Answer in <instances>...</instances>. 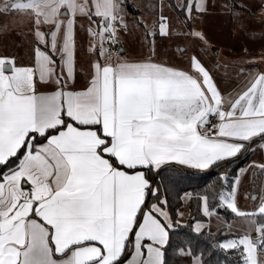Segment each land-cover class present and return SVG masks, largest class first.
Here are the masks:
<instances>
[{"label": "snow or ice", "instance_id": "6c2138e0", "mask_svg": "<svg viewBox=\"0 0 264 264\" xmlns=\"http://www.w3.org/2000/svg\"><path fill=\"white\" fill-rule=\"evenodd\" d=\"M168 6L201 46L207 37L195 25L214 9L256 40L249 0ZM163 7L151 25L137 21L147 51L132 58L120 46L123 0L0 4V15L32 23L26 56L0 55V264H264V195L242 209L244 170L232 168L264 148V69L229 90L195 52L187 65L162 60L169 53L155 40L174 34ZM258 7L264 24V0ZM77 31L87 42L83 83ZM255 167L264 176V163ZM202 173L215 182L195 194L181 187ZM173 195L208 219L182 223ZM221 210L242 230L214 231Z\"/></svg>", "mask_w": 264, "mask_h": 264}, {"label": "rangeland", "instance_id": "374dc122", "mask_svg": "<svg viewBox=\"0 0 264 264\" xmlns=\"http://www.w3.org/2000/svg\"><path fill=\"white\" fill-rule=\"evenodd\" d=\"M129 2H132V0H128ZM134 3L133 6L135 7L137 13H138V8L142 7L141 10L139 8V13L141 12L142 17L141 21L146 22L148 25H151L158 16V11L156 10V7L154 5L152 7H147L148 10L146 11L143 7L145 6V0H133ZM145 1V2H144ZM177 5L183 3V0H175ZM157 5V0H154ZM3 3V0H0V4ZM124 4V2H123ZM158 6V5H157ZM127 11H124L125 19L128 20L131 18L130 15L126 13ZM175 12V17L178 16L177 11ZM139 13L137 15H139ZM134 15V16H137ZM169 15L170 12H169ZM14 17V19H13ZM181 18L182 23H174L172 20V25H173V37L172 39H162L160 37H157L155 40V44L158 49L167 51L169 55L167 56H161L162 60H169L170 62H177V61H182L183 65L187 64L188 57L191 56L194 52L199 54L200 58L201 55L200 53L203 52L205 49L209 51L210 45L207 43V45L201 46L199 42H194L192 38L183 36L181 34V29L183 27V17L178 16ZM7 18L6 21H3V25H1V19ZM19 18L20 23L19 27L17 28L16 24V19ZM11 19H13L11 21ZM211 20V19H210ZM209 18H205L204 22L201 24H196L195 27L197 30L202 31L204 30L205 33L209 32H222L225 34L227 31L229 39L227 40V44L230 46L235 45V39L232 37V33L235 35L236 30L232 28V25H229V30L225 29L226 25H218L214 21H210ZM178 21V20H177ZM132 24H134L132 22ZM0 26H4V28H7L8 31H0V52H4L6 54H10L12 52H15L18 57L20 56H26V54L22 55L21 53H26L28 51V42L32 39V35L30 32L32 23H31V18L27 14H11V15H0ZM254 27V26H253ZM256 28V27H255ZM1 29V28H0ZM203 32V31H202ZM240 33V32H239ZM222 34V36L224 35ZM242 34V33H241ZM226 36V35H225ZM208 41V40H207ZM147 42L145 41V44H142L141 50L147 51L146 47ZM179 48H186L187 52L186 54H181L179 52ZM234 48H236L234 46ZM24 51V52H23ZM142 51H133L132 55H135L136 57L140 56ZM243 67H239L237 69V72L234 71L233 69H228L226 72L230 74L231 76L234 75L233 77V83L235 87H240L244 84V80L247 77V75H240L241 70H243ZM251 154L248 156L247 161L245 165L241 168L244 171L240 172L241 178H242V183H241V188L240 191L246 192V196H241L239 198V206L244 209H252L255 207V204L253 202L252 197L253 196H260L264 195V190H262L261 185H264V176H260V169L258 167H255V165H259L261 163H264V148H262L259 144L255 145L253 150L250 151ZM248 152L244 153L241 155L244 157ZM258 203V201L256 202ZM179 212L184 213V217L182 220V223H185L189 221L190 219V205L186 204L182 201V206L179 209ZM208 218L201 219V220H207ZM212 229L215 231L217 229H226L228 228V225H232V231L237 232L242 230V222L240 221L239 218H236L232 215V217H227L223 213H219V218L216 216H213L210 221Z\"/></svg>", "mask_w": 264, "mask_h": 264}, {"label": "crops", "instance_id": "0c3cea01", "mask_svg": "<svg viewBox=\"0 0 264 264\" xmlns=\"http://www.w3.org/2000/svg\"><path fill=\"white\" fill-rule=\"evenodd\" d=\"M125 0H123L124 2ZM146 1V2H145ZM145 7L144 9L147 11V7H156V10L159 13V5L163 4L164 7L162 11L165 15L172 18L174 23H182V19L178 16L175 17V12L172 8H170L168 5L169 3H176L175 0H157V5L154 0H145ZM191 2L196 3L198 0H191ZM218 3H225L226 0H217ZM262 0H249V3L252 5L253 10L256 11L257 16L252 17V25L255 28V33L253 35L256 36V40L253 42L251 41L247 36H245L244 33L236 30V34L234 35L232 33L233 39H235V47L230 46L227 44V40L229 39L227 31L224 33L222 32H209L208 34L203 31V33L206 35L208 43L210 45L209 51L205 49L203 52L200 53L201 59L204 61V63L212 70L213 74L215 75L217 81L220 82L222 88H227L229 90H232L233 88H238L234 86L233 83V77L234 75L228 74L226 71L230 68L233 69V72L236 71L239 67H243L244 69L241 70V72L244 73L246 76L249 71H257L264 69V61H261V53L264 52V48H262V43H264V24H262L258 19V13H259V5L261 4ZM131 3H134L132 0ZM124 8L125 3H124ZM140 8V7H139ZM139 8L138 13H139ZM142 8V7H141ZM140 8V10H141ZM127 11V10H126ZM169 12L171 15H169ZM128 15L131 16L128 20L125 19V15L123 13V19L124 22L128 25V32L124 33L121 31L120 35V46L124 50V52L132 57V58H138L135 55H132L133 51H143L140 47H142V44H145L144 39V29L137 26V21H141L142 13L140 12L139 15L134 16L133 14H130L128 11L126 12ZM17 14H23V13H17ZM205 18H209V20L212 22L214 21L218 25H226L225 29H228L229 33V25L228 18L224 15L220 14L219 9L211 10L210 14L198 19L197 24H201L204 22ZM7 18H2L1 25H3V21H6ZM14 19V17H13ZM11 19V21L13 20ZM178 20V21H177ZM17 28L19 27L20 20L17 18L16 20ZM132 22L134 24H132ZM205 23V22H204ZM83 24L85 27H87V21L84 18H78L77 25ZM0 31H8L7 28H4V26H0ZM240 32V33H239ZM242 33V34H241ZM222 34H224L222 36ZM226 35V36H225ZM86 37L83 32L77 31L76 34V45H77V72H78V82L83 83V72L84 69L87 67L86 64V57L84 55L85 47H86ZM247 51H244V50ZM24 52V51H23ZM15 53V52H12ZM21 53L22 55L27 54ZM6 54L4 52H0V55ZM11 54V53H10ZM113 60L117 59L112 57ZM83 65V67H81ZM187 65V64H186ZM255 65L256 67L253 68L252 66ZM240 72V73H241ZM248 77L245 78V81Z\"/></svg>", "mask_w": 264, "mask_h": 264}, {"label": "trees", "instance_id": "16d2710c", "mask_svg": "<svg viewBox=\"0 0 264 264\" xmlns=\"http://www.w3.org/2000/svg\"><path fill=\"white\" fill-rule=\"evenodd\" d=\"M124 3H125L126 10L130 14H133V15L138 14L135 7L133 6L131 2H129L128 0H125ZM250 154L251 152H248V154H246L244 157L240 156L239 159L236 161V163L232 165V168L236 170H240L245 165L247 158ZM215 180H216V177L214 175H208V174L202 173L198 177H193L190 181H188L186 184L182 185L181 187L184 190L193 192V194H195L199 186L203 185L206 182H215ZM179 195H183V192H179ZM170 199H171V207H172L173 213L179 212V209L182 206V201L178 198V195H173ZM220 213L225 214L229 218L232 217V214L230 212L221 210ZM193 217H195L196 219H204L202 214L198 213L197 204L194 200L190 205V219L187 222L190 223Z\"/></svg>", "mask_w": 264, "mask_h": 264}, {"label": "built area", "instance_id": "2783aa9c", "mask_svg": "<svg viewBox=\"0 0 264 264\" xmlns=\"http://www.w3.org/2000/svg\"><path fill=\"white\" fill-rule=\"evenodd\" d=\"M115 50H116V48H115V46H113V48H112V52H113L112 57L117 58L116 55H115Z\"/></svg>", "mask_w": 264, "mask_h": 264}]
</instances>
